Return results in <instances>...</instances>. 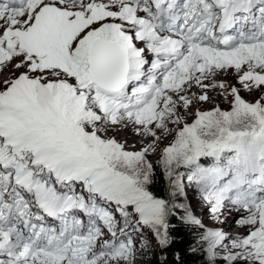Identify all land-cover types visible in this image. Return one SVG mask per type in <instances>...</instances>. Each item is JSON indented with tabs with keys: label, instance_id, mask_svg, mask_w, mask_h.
Returning <instances> with one entry per match:
<instances>
[{
	"label": "snow or ice",
	"instance_id": "1",
	"mask_svg": "<svg viewBox=\"0 0 264 264\" xmlns=\"http://www.w3.org/2000/svg\"><path fill=\"white\" fill-rule=\"evenodd\" d=\"M180 229L264 264V0H0V264H169Z\"/></svg>",
	"mask_w": 264,
	"mask_h": 264
},
{
	"label": "trees",
	"instance_id": "2",
	"mask_svg": "<svg viewBox=\"0 0 264 264\" xmlns=\"http://www.w3.org/2000/svg\"><path fill=\"white\" fill-rule=\"evenodd\" d=\"M164 186L161 185V191L163 192ZM166 195V192H163ZM178 237L176 246L168 252L169 264H175L174 252L180 250L183 256V264H206L205 255L203 253L189 252L187 249L191 243L192 237L189 236L185 230L180 229L176 232Z\"/></svg>",
	"mask_w": 264,
	"mask_h": 264
},
{
	"label": "rangeland",
	"instance_id": "3",
	"mask_svg": "<svg viewBox=\"0 0 264 264\" xmlns=\"http://www.w3.org/2000/svg\"><path fill=\"white\" fill-rule=\"evenodd\" d=\"M226 79H230V78H226ZM217 102L219 103V99H218ZM206 107H208V106H206ZM221 107H225L226 108L227 105L226 104H221ZM131 142H134V141L130 140V143ZM191 196H192V193H191V191H189V197L191 198ZM204 211H205V209L202 208V207H197V209H196L197 215L203 214ZM238 216H239V213H236V212L231 213L228 216L227 223L224 225L225 229L229 230V234L232 235V236L245 234V230L244 229L241 230V233H236L237 231L240 230L239 227L236 226L235 223H234ZM230 223H232V224L228 226V224H230ZM212 226H215V225H212ZM205 263H206V256H205ZM218 264H224V262L221 260V261H218Z\"/></svg>",
	"mask_w": 264,
	"mask_h": 264
},
{
	"label": "bare ground",
	"instance_id": "4",
	"mask_svg": "<svg viewBox=\"0 0 264 264\" xmlns=\"http://www.w3.org/2000/svg\"><path fill=\"white\" fill-rule=\"evenodd\" d=\"M201 215H203V214H201ZM231 224H232V223L228 224V226L231 225ZM239 229H240V230L237 231L236 233H241V230H243V228H240V227H239ZM242 233H243V232H242Z\"/></svg>",
	"mask_w": 264,
	"mask_h": 264
}]
</instances>
